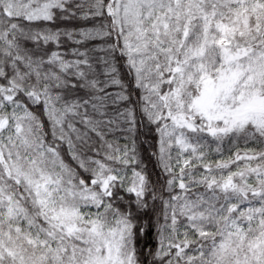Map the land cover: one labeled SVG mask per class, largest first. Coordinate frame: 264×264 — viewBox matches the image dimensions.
<instances>
[{
    "label": "snow or ice",
    "instance_id": "obj_1",
    "mask_svg": "<svg viewBox=\"0 0 264 264\" xmlns=\"http://www.w3.org/2000/svg\"><path fill=\"white\" fill-rule=\"evenodd\" d=\"M0 264H264V0H0Z\"/></svg>",
    "mask_w": 264,
    "mask_h": 264
}]
</instances>
